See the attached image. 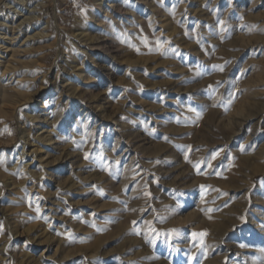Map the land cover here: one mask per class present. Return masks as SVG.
Masks as SVG:
<instances>
[{"label":"rangeland","instance_id":"obj_1","mask_svg":"<svg viewBox=\"0 0 264 264\" xmlns=\"http://www.w3.org/2000/svg\"><path fill=\"white\" fill-rule=\"evenodd\" d=\"M0 264H264V0H0Z\"/></svg>","mask_w":264,"mask_h":264},{"label":"bare ground","instance_id":"obj_2","mask_svg":"<svg viewBox=\"0 0 264 264\" xmlns=\"http://www.w3.org/2000/svg\"><path fill=\"white\" fill-rule=\"evenodd\" d=\"M15 12H16V11H15ZM28 12H29V11H28ZM13 13H14V12H13ZM18 16H20V15H18ZM28 19H29V18H28ZM28 19H27V20H28ZM23 22H24V21H23ZM1 24H2V23H1ZM22 28L24 29V27H22ZM22 28H21V31H22Z\"/></svg>","mask_w":264,"mask_h":264},{"label":"snow or ice","instance_id":"obj_3","mask_svg":"<svg viewBox=\"0 0 264 264\" xmlns=\"http://www.w3.org/2000/svg\"><path fill=\"white\" fill-rule=\"evenodd\" d=\"M202 235H206V233L205 234H202Z\"/></svg>","mask_w":264,"mask_h":264}]
</instances>
